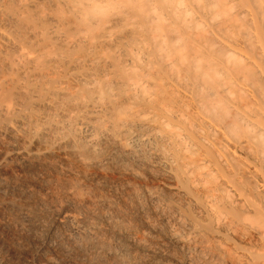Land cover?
<instances>
[{"label": "bare ground", "instance_id": "obj_1", "mask_svg": "<svg viewBox=\"0 0 264 264\" xmlns=\"http://www.w3.org/2000/svg\"><path fill=\"white\" fill-rule=\"evenodd\" d=\"M0 264H264V0H0Z\"/></svg>", "mask_w": 264, "mask_h": 264}]
</instances>
